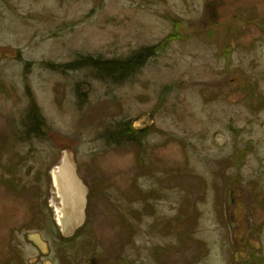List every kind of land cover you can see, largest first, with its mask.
Segmentation results:
<instances>
[{
    "label": "rangeland",
    "instance_id": "rangeland-1",
    "mask_svg": "<svg viewBox=\"0 0 264 264\" xmlns=\"http://www.w3.org/2000/svg\"><path fill=\"white\" fill-rule=\"evenodd\" d=\"M166 41L117 81L80 61ZM127 122L149 125L139 146L116 134ZM63 153L87 219L60 240L54 208L44 227L28 219L12 165L46 171ZM35 258L264 264V0H0V264Z\"/></svg>",
    "mask_w": 264,
    "mask_h": 264
},
{
    "label": "water",
    "instance_id": "water-1",
    "mask_svg": "<svg viewBox=\"0 0 264 264\" xmlns=\"http://www.w3.org/2000/svg\"><path fill=\"white\" fill-rule=\"evenodd\" d=\"M147 126L136 130H145ZM51 177L57 201L53 204L56 225L63 236L71 235L80 228L85 221V207L87 189L76 174V169L66 153L62 154L61 161L52 169ZM231 190L227 191L228 207L232 206ZM28 239L45 254L46 245L36 235ZM236 258L239 255L236 254Z\"/></svg>",
    "mask_w": 264,
    "mask_h": 264
},
{
    "label": "flooded vegetation",
    "instance_id": "flooded-vegetation-1",
    "mask_svg": "<svg viewBox=\"0 0 264 264\" xmlns=\"http://www.w3.org/2000/svg\"><path fill=\"white\" fill-rule=\"evenodd\" d=\"M12 167L13 190L17 187L22 188V192H26L27 189L33 190V193H30L28 197L33 199L31 204L34 207L35 212L29 214L28 219H33L35 223H38L43 227L44 225L46 226L50 219L49 211L51 210V201L55 198L53 195L54 193L51 195L53 185L50 168L46 169V171L35 169V165L33 163H27L25 159L23 161L15 160ZM77 173H79V170H77ZM78 175L80 176V174ZM92 177L99 178L98 176ZM45 183L46 185H41ZM41 187L43 189L38 192ZM28 223H30V220H28ZM34 233L40 234L41 237H43L41 232L38 233L35 231ZM34 249L36 250V248Z\"/></svg>",
    "mask_w": 264,
    "mask_h": 264
},
{
    "label": "trees",
    "instance_id": "trees-1",
    "mask_svg": "<svg viewBox=\"0 0 264 264\" xmlns=\"http://www.w3.org/2000/svg\"><path fill=\"white\" fill-rule=\"evenodd\" d=\"M167 44H160L154 48H144L138 51L133 52L126 59H110V60H101L99 58H88L84 57L80 61H83V66L92 69L93 71L98 72L103 77L117 81L120 76H131L139 69H141L146 63L147 59L155 54L158 48H164ZM156 50V51H155ZM123 79V78H122ZM121 140H126L128 142L135 143L139 146V141H135L132 134H138L132 129V126L129 122L126 124V128L116 133Z\"/></svg>",
    "mask_w": 264,
    "mask_h": 264
}]
</instances>
